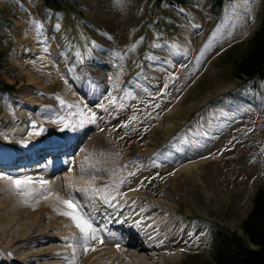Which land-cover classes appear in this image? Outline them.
<instances>
[{
  "label": "rangeland",
  "instance_id": "374dc122",
  "mask_svg": "<svg viewBox=\"0 0 264 264\" xmlns=\"http://www.w3.org/2000/svg\"><path fill=\"white\" fill-rule=\"evenodd\" d=\"M69 2L55 12L42 0H0V79L12 86L0 89L1 131H7L2 122L15 121L28 103L36 105L31 109L36 114L52 108L56 122H47L42 132L36 129L41 132L37 138L70 132L81 148L93 140L90 154L103 160L98 177L104 180L96 188L105 190L100 194L116 192V199L139 192L133 205H160L157 213L172 224L165 226L174 236L168 251L180 250L172 264L208 257L215 229L243 235L242 220L255 189L264 184V81H242L226 57L230 48L238 54L258 28L262 0H224L217 11L211 0H189L179 7L154 0ZM25 49L29 74L18 61ZM60 58L62 68L56 66ZM100 72L104 80L95 86ZM82 85L93 94L91 101L84 102L88 94ZM60 115L67 118L60 121ZM27 122L23 134L34 141L29 134L34 121ZM191 161L197 163L193 172L179 170ZM61 169L53 175L56 180ZM88 171L93 174V168ZM14 186L4 197L27 187ZM94 199V205L103 204ZM0 220L3 239L48 224L39 216ZM33 241H20L9 252L3 242L0 264H16L13 253L62 243Z\"/></svg>",
  "mask_w": 264,
  "mask_h": 264
},
{
  "label": "bare ground",
  "instance_id": "6f19581e",
  "mask_svg": "<svg viewBox=\"0 0 264 264\" xmlns=\"http://www.w3.org/2000/svg\"><path fill=\"white\" fill-rule=\"evenodd\" d=\"M28 50H23L18 60L20 62V66H18L26 74H29V70L26 69V61L29 60L27 56ZM56 63V66L62 68L64 61L60 58L56 60ZM64 71L68 73V70L65 69ZM103 74L102 72L96 74L99 80L97 83L95 80V86L103 82ZM69 77L71 78L70 73ZM74 83L72 86L76 89L79 84ZM85 85L81 87L89 95L84 100V102H87L91 101L94 96L92 97L93 94L91 95L90 90L85 89ZM34 106L36 105L28 103L26 105L28 108L24 107L17 113L15 121L5 119L1 124V127L5 128L8 132H2L0 128V141L2 144V147H0V217L14 218L15 215L39 216L46 219L49 229H47V226L44 227L42 223L44 228L42 229L41 226L40 230H36L35 228L31 232L25 230L19 234H9L11 235L10 237L5 235L4 239L0 237V245L5 242L3 247L7 246V252H9V249L16 246L20 241H22V244H35L36 242L33 241V237L58 239L62 243L61 245H53L48 247V249L44 248L31 253H13V255H16L15 258L18 259H14L12 263L126 264L130 262L132 264H151V262H154L155 264L162 259L164 264H172L178 261L180 250L168 251V247L172 244V237L174 236L168 234V228L165 226L170 227L172 224L171 220L166 217L167 215L164 216L163 213H160L162 211L157 213L156 207L160 205L156 207L148 203L133 205L139 197L141 198L139 192H131L135 193L132 197L130 196L131 199H127L128 197L116 199L114 198L116 192L111 193L112 195L100 194L104 189L98 190L95 185L104 180L102 176L98 177V175L102 174L100 166L103 164V160L101 157L97 158L100 162L96 161L90 154L94 141L89 140L81 148L83 143H79V138L75 136L76 134L70 132L65 137L55 135L37 138L42 132V128L48 124L47 122H51L52 119L57 118V114L53 112L52 108L36 114L35 111L31 110ZM63 116L60 117V121L67 118L65 115ZM29 119H33V125L36 127L29 131L31 136L34 134V141L30 139V135L27 138L23 134L24 128L27 127V120ZM54 122L56 121L54 120ZM57 124L60 123L57 122ZM53 125L55 124L51 123L50 126ZM36 129H40L39 131L41 132L39 134L38 132L35 133L38 131ZM10 139L11 141H9ZM62 139H64L63 142L65 141L63 145L58 144ZM77 148L81 149L78 153L67 156V153L69 154V152ZM149 149L152 148L150 147ZM14 157H16V161L13 159ZM193 162L186 163L188 165L183 164L179 170L187 168L193 172L197 164L195 161ZM14 166H18L17 169L13 168ZM64 167L65 169H61L58 172L59 179L56 180L57 177L53 178L57 170ZM91 168H93V174H87V171ZM9 174H12V176H9ZM29 178L42 179L44 181L30 183ZM15 180H20L27 187H25L22 193L14 191V195L4 197L8 192L6 190L15 185L13 183ZM59 181H64V185L59 186ZM29 189L32 191H29ZM83 189H89V191L86 192ZM23 194L26 195L23 196ZM19 196H21V199ZM93 198H95L94 201L98 198L103 199L101 201L103 204L99 205L97 203L94 205V202H92ZM65 200H70L84 206L83 214L90 217L93 226L98 229L96 239L88 240L85 244L83 234L76 227L71 216L62 214L64 212H73L72 209L62 203ZM130 201L134 202L131 203ZM101 210L104 211L103 217L105 216L106 218L103 222V219L98 218L102 214ZM51 230L54 231V233L51 232L53 233L52 235L49 233ZM34 231L38 233L32 234ZM128 236L131 238H128ZM125 237L128 239L125 240ZM119 244L122 246V250L119 249ZM86 248L87 251L85 250Z\"/></svg>",
  "mask_w": 264,
  "mask_h": 264
},
{
  "label": "trees",
  "instance_id": "16d2710c",
  "mask_svg": "<svg viewBox=\"0 0 264 264\" xmlns=\"http://www.w3.org/2000/svg\"><path fill=\"white\" fill-rule=\"evenodd\" d=\"M70 0H42L45 8L61 11L68 7ZM166 2L170 6L179 7L189 0H154ZM260 23L246 45L238 54L233 48L227 52L226 60L231 62L233 74L242 81H264V0ZM224 0H211L213 11L221 8ZM235 47V46H234ZM1 53V52H0ZM12 87L0 79V89ZM243 235L215 229L210 245V254L203 259L193 256L192 264H264V184L254 192L252 207L241 224Z\"/></svg>",
  "mask_w": 264,
  "mask_h": 264
},
{
  "label": "snow or ice",
  "instance_id": "6c2138e0",
  "mask_svg": "<svg viewBox=\"0 0 264 264\" xmlns=\"http://www.w3.org/2000/svg\"><path fill=\"white\" fill-rule=\"evenodd\" d=\"M63 103V101H61ZM13 183L19 187L21 184L20 180H15ZM83 191H89V189H83ZM68 208L72 209L73 212H64L62 214L71 216L72 220L76 224V227L83 234L85 244L88 240L96 239L98 229L93 226L91 218L86 214H83V205H79L70 200L62 201ZM76 213V214H73ZM102 242V241H101ZM87 251V248L85 249ZM94 250V249H93Z\"/></svg>",
  "mask_w": 264,
  "mask_h": 264
}]
</instances>
